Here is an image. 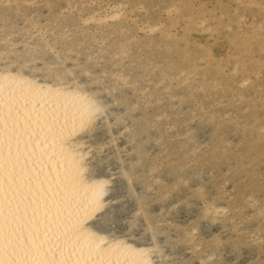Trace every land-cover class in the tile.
<instances>
[{
	"label": "snow or ice",
	"instance_id": "obj_1",
	"mask_svg": "<svg viewBox=\"0 0 264 264\" xmlns=\"http://www.w3.org/2000/svg\"><path fill=\"white\" fill-rule=\"evenodd\" d=\"M85 7L0 0V264H264V0Z\"/></svg>",
	"mask_w": 264,
	"mask_h": 264
},
{
	"label": "rangeland",
	"instance_id": "obj_2",
	"mask_svg": "<svg viewBox=\"0 0 264 264\" xmlns=\"http://www.w3.org/2000/svg\"><path fill=\"white\" fill-rule=\"evenodd\" d=\"M67 0H65L66 2ZM91 2V0H72V2L75 3H79L82 2L84 5H86V3ZM16 1L13 0V3H15ZM21 2H23V0H21ZM96 2H98L99 4H104V3H117V4H123L126 5L127 7L125 8L126 10V19L121 20V24H118L117 26H113L110 28H106L104 30H101V32L99 33V39L101 40H106L109 42V44H115L112 43L113 40L117 43L119 42V40L126 35L129 31L134 32L136 29V24L133 25V23H129V18L133 19V22H140L143 21L146 17H148L149 15H151V17L153 18H159L160 15L162 14V10L155 8V7H151L153 5H166V4H173V3H181V2H189V3H200V0H96ZM220 2L216 1V3ZM223 2H230L233 3L231 0H223ZM215 3V2H214ZM212 2H205V4H214ZM141 6H149V7H145L142 9ZM84 14H86V11H83ZM129 17V18H128ZM128 18V19H127ZM94 29L95 27L92 26ZM205 35V34H203ZM207 37V42H211L210 44L213 45L214 43H217L214 40L209 39V37L207 35H205ZM226 41H221V43H225ZM218 46V50H221V47L219 45ZM143 55L145 58L149 57V56H155L157 58H159L161 55H163V53H161L154 45H148L144 47V51H143ZM203 96V94H201ZM220 99L222 100L223 97H220ZM213 100L217 101L219 103V100L214 97ZM224 103L227 104V100H224ZM218 109H222L225 111L224 108H217ZM223 112V111H222ZM256 136H259V132L257 131ZM201 138L203 139L205 135L210 136V133H201ZM238 142V141H236ZM177 143V144H176ZM179 144H182V141L177 138L173 148L174 149H179L180 146H178ZM113 163H115V161H113ZM218 203L222 206V207H228V203L227 201H218ZM250 211V210H249ZM253 225V230L258 231L257 234H259V225L256 222H251ZM245 227H247V225H245ZM225 229H231L230 226V222L229 221H223V222H219L215 225H210V227L208 228V235L206 238L211 239L212 236H218L221 235L222 233L225 232ZM172 231L174 232L175 229H172ZM185 256L188 258H192V254L190 252H186Z\"/></svg>",
	"mask_w": 264,
	"mask_h": 264
},
{
	"label": "bare ground",
	"instance_id": "obj_3",
	"mask_svg": "<svg viewBox=\"0 0 264 264\" xmlns=\"http://www.w3.org/2000/svg\"><path fill=\"white\" fill-rule=\"evenodd\" d=\"M16 1V0H15ZM216 1H219V0H200V3H204L205 4V2H212V3H216ZM233 3H236L237 2V0H231ZM67 2V1H66ZM254 2H256V3H259V0H254ZM80 4H82V5H84L82 2H80ZM86 5H88V7H85V8H83L82 9V12L83 11H86V16H97V18H99V17H102V16H106L107 15V13L110 11V9L108 8V6L109 5H112V6H116V5H120V3L119 4H117V3H104L103 5L102 4H99L98 2H96V0H91V2L89 1L88 3H86ZM123 5H124V3H123ZM123 11L125 12V15H126V10L125 9H123ZM257 11V13H258V9L256 10ZM129 18V17H128ZM127 18V19H128ZM129 20V23H133V25H135V23L133 22V19L132 18H129L128 19ZM121 20H117V21H108V24H110L111 25V27H113V26H117L118 24H121ZM94 27H96V25H93ZM100 28H101V30H104V29H106V28H110V27H106V26H104V25H101L100 26ZM141 35H143L142 33H141ZM201 39L203 40V42L205 43V44H210L211 42H207V37L205 36V35H201ZM215 41V40H214ZM112 43H116L114 40H113V42ZM213 45L215 46V50L216 51H218L219 52V50H218V46H217V43H214L213 42ZM221 45L223 46V52H224V54L225 55H227V42H225V43H221ZM201 95V94H200ZM215 97V95L214 94H212L210 97H207V98H205L204 96H202L201 95V98H202V100H203V102L206 104V105H212V104H217L218 102L217 101H215V100H213V98ZM177 103H179V102H177ZM218 112H222V111H224V110H222V109H218L217 110ZM258 125H257V131H258ZM256 131V132H257ZM177 144V143H176ZM181 145L182 144H179L178 146H180L181 147ZM222 207V206H221ZM225 221H229L230 222V226H231V228H232V220L231 219H228V220H225ZM217 223H219V222H217ZM217 223H212L211 225H215V224H217ZM258 224V223H257ZM259 225V224H258ZM257 232L258 231H256V234H257ZM257 235H259V234H257ZM197 264H199V261L197 260Z\"/></svg>",
	"mask_w": 264,
	"mask_h": 264
}]
</instances>
